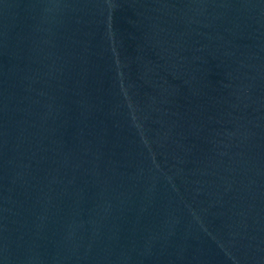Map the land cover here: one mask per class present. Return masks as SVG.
<instances>
[{"label": "water", "instance_id": "obj_1", "mask_svg": "<svg viewBox=\"0 0 264 264\" xmlns=\"http://www.w3.org/2000/svg\"><path fill=\"white\" fill-rule=\"evenodd\" d=\"M0 264H264V0H0Z\"/></svg>", "mask_w": 264, "mask_h": 264}]
</instances>
